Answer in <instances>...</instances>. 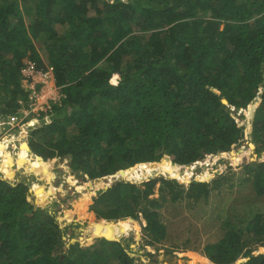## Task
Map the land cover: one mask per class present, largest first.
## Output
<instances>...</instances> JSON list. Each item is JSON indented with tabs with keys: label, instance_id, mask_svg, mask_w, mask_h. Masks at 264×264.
Wrapping results in <instances>:
<instances>
[{
	"label": "trees",
	"instance_id": "1",
	"mask_svg": "<svg viewBox=\"0 0 264 264\" xmlns=\"http://www.w3.org/2000/svg\"><path fill=\"white\" fill-rule=\"evenodd\" d=\"M29 65L52 68L63 97L30 124L36 128L27 147L45 165L67 159L73 173L100 181L96 195L76 207L87 222L104 228L123 220L137 231L138 221L148 244H158L168 236L156 211L162 200H205L235 173L187 188L170 176L137 184L123 175L144 166L173 175L248 142L258 158L242 165L246 181L264 199V0H0L5 120L28 101L21 82ZM219 166L230 169L224 158ZM157 185L161 201L149 198ZM31 188L0 174V264H134L119 235L67 245L74 224L63 226L36 204ZM244 223L228 221L230 229L205 247L211 264H264V253L256 254L264 247V209Z\"/></svg>",
	"mask_w": 264,
	"mask_h": 264
},
{
	"label": "rangeland",
	"instance_id": "2",
	"mask_svg": "<svg viewBox=\"0 0 264 264\" xmlns=\"http://www.w3.org/2000/svg\"><path fill=\"white\" fill-rule=\"evenodd\" d=\"M20 3L24 4L22 1ZM28 15L29 13L25 12L24 16L26 21ZM41 55L43 56V53ZM29 67L32 66L29 65ZM27 70L25 69L23 71L21 85L25 91H31L27 80L31 81L32 78L30 72ZM32 70L33 72H37L33 67ZM46 79L49 81V85L40 91L48 92L54 96L51 99H54L56 103H60L63 94L61 93V89L54 83L53 73ZM46 98L48 97L46 96ZM54 101L52 100L49 105L56 104ZM24 106L22 113L17 117H11L8 120L0 117V130L8 129V133L15 132L10 134V138L7 137L8 134H4V139H10L4 145L8 150L7 152L12 153H5V147L0 143V161L3 162L6 160L10 166L15 160L18 161L20 166H23L25 161L27 171L25 176L21 177L18 182L21 180L30 181L34 202L36 204L42 203L43 207L51 210V213L56 216L57 220L63 226L74 224L69 234L65 237L67 245H70L71 241L75 239L80 241L83 247H89L102 239L104 237L102 234L113 237L119 235L116 240L124 244L130 256L134 259V264H201L197 259H206L211 264L205 255V247L210 244H215L230 229V226L238 227L240 226V221L245 222L243 226H246L254 213H258L261 208L264 209V199H259L255 196L252 183L246 181L247 175L244 173L242 166L246 162L256 161L258 158L255 152V145L248 142V148L243 147L238 152L225 155L219 154L213 160L203 161V164L197 166L195 169H191L190 167L180 168L181 171L173 175L163 172L162 169L156 166L153 168H143L135 172H129L132 168L122 171L124 173L129 172L128 176L123 175V179L133 180L137 184H141L146 180L149 181L151 175L155 174L159 177L170 176L171 178L177 179L185 188L188 187L192 180L210 182L216 178L217 173L227 174L228 171H232L235 174H232V177L222 182L224 184H222L221 189L212 191L209 198L198 202L186 197L177 203L163 201L160 196V186L157 185L149 198L152 200H162V207L156 209V211L160 212L163 222L168 226L167 238L158 244H148L149 239L143 232L141 223L135 220L138 227H140L137 231H130L120 225L119 222L123 221L120 220L110 222L108 229L112 230L107 232V226L104 228L97 227L91 221L87 222L84 220L83 215L80 216L79 212L76 211L78 202L96 195L101 189L100 181H88L82 178V175H76L72 172L69 160L67 159H57L47 163L49 166L43 167L40 163L28 160L31 156L26 157L18 152L20 150L23 151L22 153L30 152L27 144L29 143L30 133L35 128L30 124H36V117L38 115L33 107H31L30 93L28 101L24 102ZM236 117L238 118L237 121L240 122L238 114H236ZM245 124L250 128L249 123L245 122ZM21 131L22 137L27 135V142H21L19 145L15 141L16 138L14 136L15 134L20 136L19 132ZM0 137H3L2 134H0ZM221 158H224L227 162L230 168L229 170L223 166H219L217 169L213 168V166L218 165V160ZM186 171H188L186 174L190 173L187 181L182 176V173ZM33 173L39 176L38 180H36V177L31 180V177L34 176ZM0 174L1 178L10 181L11 178H5L1 171ZM12 176L14 175L12 174ZM103 184L105 188L111 187V178L104 180ZM37 186L38 188L34 191V188ZM91 204L92 200L90 199L87 207ZM87 213L88 211H86L85 215ZM228 221L231 223L230 226H227ZM89 238H93L94 241H91ZM89 241L91 242L89 243ZM260 253H264V247H259L256 250V254ZM194 258L197 259L195 260ZM241 259L244 261V258Z\"/></svg>",
	"mask_w": 264,
	"mask_h": 264
},
{
	"label": "built area",
	"instance_id": "3",
	"mask_svg": "<svg viewBox=\"0 0 264 264\" xmlns=\"http://www.w3.org/2000/svg\"><path fill=\"white\" fill-rule=\"evenodd\" d=\"M27 71L30 72L31 78H32L31 81L27 80L28 86L31 87V91H28L30 93L31 107H33L35 112L37 114H39L40 112L44 111L46 108H50L51 106L49 105V103L52 100L54 101V99H51L52 97H54L53 95H50L48 92H44V91L41 92L40 91L42 89H45L49 85V81L46 78L49 75H51L52 71L50 70L47 73L33 72L32 67H29V69ZM46 96L48 98H46ZM47 103H48V105H46ZM54 103H56V102L54 101ZM10 124H12V123H10ZM222 155H224V154H222ZM205 161H208V160H205ZM202 162L203 161L196 162L189 167L191 169H195L197 166L202 165L203 164Z\"/></svg>",
	"mask_w": 264,
	"mask_h": 264
},
{
	"label": "crops",
	"instance_id": "4",
	"mask_svg": "<svg viewBox=\"0 0 264 264\" xmlns=\"http://www.w3.org/2000/svg\"><path fill=\"white\" fill-rule=\"evenodd\" d=\"M23 131H24V130H23ZM11 133H15V132H10V133H8V129L0 130V134H2V136H3V137H0V140L2 141V142L0 141V143H1L2 146L5 147L4 152L7 153V154H8V153H12V152H7L8 150H7L6 146L4 145V143H6L7 141H10V139H9L10 137H9V136H10ZM4 134H8L7 137H9V138H7V140L4 139V138H5ZM15 136H17V134H15ZM15 136H14V138H16L15 141H17V142L19 143V145L21 144V142H22V143H26V142H27V141H26V137H27V135H24L23 138H19V137H15ZM8 143H9V142H8ZM20 147H21V146H20ZM19 150H20V149H19ZM18 152H19V151H18ZM22 152H23V151L20 150L19 153H21L22 155H24V156H26V157L31 156V157H34L35 159H38L37 157H35L34 155H32L31 152H30V153H22ZM23 167H24V168H23ZM0 171H1V173L4 174V177H5V178H7V179L11 178L10 181H12V182H18V181L20 180L21 177H24V176H25V173H26L27 169H26L25 161H24V165H23V166H20V165L18 164V161H17V160H15L14 162H12V165L10 166V165L6 162V160H5V161H3V162L0 161ZM9 171L13 172V175H14V176L10 177V176L7 174ZM33 175L36 177V180H38L39 176H38L36 173H33ZM41 178H42V177H41ZM39 180H40V179H39Z\"/></svg>",
	"mask_w": 264,
	"mask_h": 264
},
{
	"label": "bare ground",
	"instance_id": "5",
	"mask_svg": "<svg viewBox=\"0 0 264 264\" xmlns=\"http://www.w3.org/2000/svg\"><path fill=\"white\" fill-rule=\"evenodd\" d=\"M28 153H30V152H28ZM27 159H28V158H27ZM28 160H31L32 162L40 163L43 167H44V166H49L48 164H47V165L43 164L40 160L35 159L34 157H32V158L30 157V159H28ZM143 168H149V167L144 166ZM143 168H142V169H143ZM34 177H35V176H34ZM114 224H115V223H114ZM115 225H116V224H115ZM106 226H107V229H108V228L110 227V224H107ZM106 226H105V227H106ZM138 228L140 229V227H138Z\"/></svg>",
	"mask_w": 264,
	"mask_h": 264
},
{
	"label": "water",
	"instance_id": "6",
	"mask_svg": "<svg viewBox=\"0 0 264 264\" xmlns=\"http://www.w3.org/2000/svg\"><path fill=\"white\" fill-rule=\"evenodd\" d=\"M223 103H224L225 105H228V102H227L226 100H223ZM254 147H255V146H254ZM231 153H234V152H231ZM128 220L131 221V222L134 221V219H132V218H129ZM89 239H91L92 241H94L93 238H89ZM89 239H88V240H89ZM88 240H87V241H88ZM77 241H78V240H75V239H74V240L71 241V244H72V243H76ZM248 260H249V258H247V259H245V261H241V262H239V263H245V262H247ZM239 263H238V264H239Z\"/></svg>",
	"mask_w": 264,
	"mask_h": 264
},
{
	"label": "clouds",
	"instance_id": "7",
	"mask_svg": "<svg viewBox=\"0 0 264 264\" xmlns=\"http://www.w3.org/2000/svg\"><path fill=\"white\" fill-rule=\"evenodd\" d=\"M28 67H29V66H28ZM28 67H27V68H28ZM32 67H33V66H32ZM27 68H26V69H27ZM33 68H34V67H33ZM34 69H35V68H34ZM50 70H51L52 73H53L52 68H48L47 70H43V71H40V72H44V73H45V72H48V71H50ZM35 72H36V71H35ZM37 72H39V71H37ZM53 75H54V73H53ZM54 80H55V77H54ZM55 83H56V82H55ZM26 92H28V91H26ZM28 93H29V92H28ZM21 104L24 105V103H23L22 101H21ZM36 126H37V121H36ZM35 128H36V127H35ZM35 128H34V129H35ZM19 152H20V151H19ZM30 152H31L32 155H34V154L32 153L31 150H30ZM34 156H35V155H34ZM36 157H37V156H36ZM37 158L40 159L39 157H37ZM40 160H41V159H40ZM41 161H42V160H41ZM31 192H32V191H31Z\"/></svg>",
	"mask_w": 264,
	"mask_h": 264
}]
</instances>
